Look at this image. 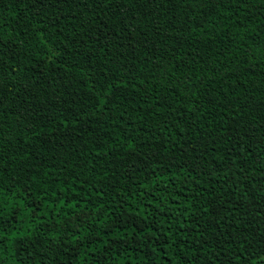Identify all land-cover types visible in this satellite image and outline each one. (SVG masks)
I'll list each match as a JSON object with an SVG mask.
<instances>
[{
	"label": "trees",
	"instance_id": "16d2710c",
	"mask_svg": "<svg viewBox=\"0 0 264 264\" xmlns=\"http://www.w3.org/2000/svg\"><path fill=\"white\" fill-rule=\"evenodd\" d=\"M0 264H264V0H0Z\"/></svg>",
	"mask_w": 264,
	"mask_h": 264
}]
</instances>
